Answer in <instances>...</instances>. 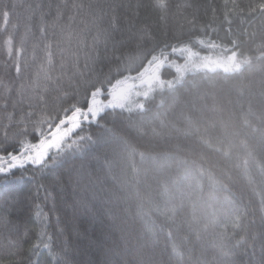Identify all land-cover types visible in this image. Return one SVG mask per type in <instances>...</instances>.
Instances as JSON below:
<instances>
[{
  "label": "trees",
  "instance_id": "1",
  "mask_svg": "<svg viewBox=\"0 0 264 264\" xmlns=\"http://www.w3.org/2000/svg\"><path fill=\"white\" fill-rule=\"evenodd\" d=\"M45 40L64 50L54 49L53 80L20 94L47 64ZM192 54L241 65L181 75ZM155 75L163 84L143 107L91 117L96 98ZM0 79L13 88L0 94V140L46 129L74 107L92 121L76 134L88 147L61 170L64 190L52 173L27 193L24 248L38 246L39 264H56L45 245L56 243L60 201L74 192L82 213L100 214L85 225L95 264H264V0H0ZM72 166L84 170L77 189Z\"/></svg>",
  "mask_w": 264,
  "mask_h": 264
},
{
  "label": "snow or ice",
  "instance_id": "2",
  "mask_svg": "<svg viewBox=\"0 0 264 264\" xmlns=\"http://www.w3.org/2000/svg\"><path fill=\"white\" fill-rule=\"evenodd\" d=\"M5 15L8 14L5 13ZM5 41V55L8 60H11L13 41L10 36L5 37ZM36 47L37 45H34L33 50ZM54 49H59L61 53L64 51L60 48L59 42L52 40L43 42L47 64L41 65L35 82L29 85L21 82L17 89L20 94H24L28 89L35 92L41 86L45 91L48 90V84L53 80V76L49 73L53 68ZM16 51L17 58L13 68L14 76L19 80L22 76V58L25 48L17 46ZM30 66L25 62L23 70L26 72ZM12 92V83L0 79V94L10 97ZM42 99L43 96H40L39 100ZM85 112L84 109L74 107L59 122H45L46 129L33 125L31 131L25 128L12 137L5 135L3 140H0V240L6 241L0 243V264H39L38 259L35 258L38 255V246L24 248L29 234L26 219L31 203L27 193L32 191V187L39 189L42 186L39 181L47 179L48 174L52 173H58L51 176L52 182L62 191L64 190L61 170L72 156L82 153L90 143L89 137L76 138L82 125L92 122L91 117ZM73 114L79 119H75ZM20 137L23 139L18 140ZM66 148L73 149V152H66ZM67 171L75 175L74 188L77 189L84 178L83 168L72 166ZM75 195L76 192L61 199L58 210L62 215L57 219L59 227L56 243L50 240L45 247L57 257L56 264H74L73 256L81 258L76 261V264H95L94 261L86 259L88 249L95 242L88 239V243H84L87 239L85 225L88 227L95 225L100 221V214L91 211L82 213L80 209L86 206L76 200ZM84 214L88 215L87 221L80 219Z\"/></svg>",
  "mask_w": 264,
  "mask_h": 264
},
{
  "label": "rangeland",
  "instance_id": "3",
  "mask_svg": "<svg viewBox=\"0 0 264 264\" xmlns=\"http://www.w3.org/2000/svg\"><path fill=\"white\" fill-rule=\"evenodd\" d=\"M191 54V52H189ZM191 59L187 62V65L180 67V74L183 75L187 68L191 67H209L216 68L220 67L225 70L233 69L240 67L241 61L236 58H226V59H217V58H208L200 59L194 54L190 55ZM145 75V74H144ZM163 83L158 79V75L153 76L151 79H148L142 83H139L136 87L135 85H125L119 88L115 93L110 97L109 100H99L98 98L92 103L90 109L92 108V116L95 117L99 112H101L107 106H126V105H138L143 107L141 98L147 95L153 89L161 86Z\"/></svg>",
  "mask_w": 264,
  "mask_h": 264
},
{
  "label": "water",
  "instance_id": "4",
  "mask_svg": "<svg viewBox=\"0 0 264 264\" xmlns=\"http://www.w3.org/2000/svg\"><path fill=\"white\" fill-rule=\"evenodd\" d=\"M90 108V105H89V107H88V109Z\"/></svg>",
  "mask_w": 264,
  "mask_h": 264
}]
</instances>
